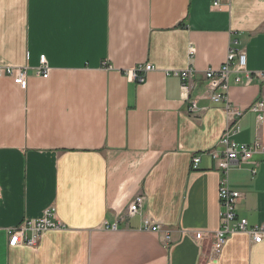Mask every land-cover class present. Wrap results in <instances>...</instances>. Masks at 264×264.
I'll return each mask as SVG.
<instances>
[{"label":"crops","instance_id":"obj_1","mask_svg":"<svg viewBox=\"0 0 264 264\" xmlns=\"http://www.w3.org/2000/svg\"><path fill=\"white\" fill-rule=\"evenodd\" d=\"M234 39L246 69L264 71V0H0V66L28 68L26 89L0 77V264H264V238L245 233L211 251L222 174L208 151H221L229 122L204 98V71ZM144 64L154 69L143 83L126 77ZM187 67L185 92L166 72ZM260 98L258 81L230 84L243 111L236 143L264 141V118L248 111ZM227 182L237 215L264 225V157L231 167ZM137 194L159 232L127 215ZM50 207L63 229L8 246V228Z\"/></svg>","mask_w":264,"mask_h":264},{"label":"built area","instance_id":"obj_2","mask_svg":"<svg viewBox=\"0 0 264 264\" xmlns=\"http://www.w3.org/2000/svg\"><path fill=\"white\" fill-rule=\"evenodd\" d=\"M217 2L214 3L216 7ZM194 49L189 45V55H193ZM151 64L139 65L133 69L125 71L126 77L130 81L143 83L144 73L153 70ZM49 68L46 63L44 55L39 58V67L37 74L41 78H47ZM195 73L192 67L184 69H170L167 70V75L178 77L182 80L181 89L185 92L189 89V84L186 81L190 80ZM27 67H7L0 66V77H10L14 83L21 89L27 87ZM206 79V87L204 98L212 103L221 104L223 111L228 119V127L222 132L218 139V145L222 147L221 151L211 149L208 153L213 159L217 161V169L222 174L219 181L217 198L219 204V227L213 233V242L211 251L214 258L221 251L226 239L237 233L247 234L254 243H259L264 238V225H257L249 227L247 220L237 215V206L241 198L238 191L230 189L227 182V173L233 166L246 163L250 161L254 155H261L264 157V141L260 138L253 142L236 143L232 137L239 132L238 121L243 115V111L234 107L228 99V90L231 83L243 84L258 81L264 85V71L250 72L246 69V55L242 49L239 48L238 41L232 40L225 61L217 68H208L204 71ZM199 111L196 100H191L188 106V113L196 115ZM248 111L256 114L257 120L261 121L264 118V98L256 100L249 107ZM200 161L199 155H194L191 159L192 169H196ZM255 173V168L251 169ZM145 205V196L137 194L127 207V215L142 217L141 228L148 231L159 232L161 227L159 224L153 222L149 217L143 214ZM117 223L104 224V228L116 230ZM64 225L56 218L54 209L52 207L44 210L42 216L38 219H25L22 223L15 227L8 228L6 234L8 237V246L14 247L17 245H26L35 247L38 243L39 237L42 233L48 230L63 229ZM203 235L198 234L197 238H202ZM165 241H170V234L165 232Z\"/></svg>","mask_w":264,"mask_h":264},{"label":"rangeland","instance_id":"obj_3","mask_svg":"<svg viewBox=\"0 0 264 264\" xmlns=\"http://www.w3.org/2000/svg\"><path fill=\"white\" fill-rule=\"evenodd\" d=\"M239 217V216H238Z\"/></svg>","mask_w":264,"mask_h":264}]
</instances>
